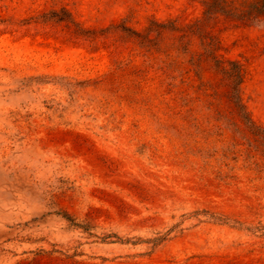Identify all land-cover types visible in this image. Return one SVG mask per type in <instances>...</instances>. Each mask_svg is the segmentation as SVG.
<instances>
[{
  "label": "rangeland",
  "instance_id": "obj_1",
  "mask_svg": "<svg viewBox=\"0 0 264 264\" xmlns=\"http://www.w3.org/2000/svg\"><path fill=\"white\" fill-rule=\"evenodd\" d=\"M201 0H0V264H264V28ZM185 46L187 53H182Z\"/></svg>",
  "mask_w": 264,
  "mask_h": 264
},
{
  "label": "trees",
  "instance_id": "obj_2",
  "mask_svg": "<svg viewBox=\"0 0 264 264\" xmlns=\"http://www.w3.org/2000/svg\"><path fill=\"white\" fill-rule=\"evenodd\" d=\"M203 6L202 19L184 29L171 26L170 31L180 33L179 38L194 35L200 41L201 52L192 55L189 64L193 67L198 79L205 67H209L219 76L226 88V98L233 112L241 119L244 126L257 129L251 122L244 105L240 99L239 87L242 81V72L236 62L223 61L216 55V43L206 33L207 25L217 17L242 25H261L264 28V0H201ZM182 53H187V48H181Z\"/></svg>",
  "mask_w": 264,
  "mask_h": 264
}]
</instances>
